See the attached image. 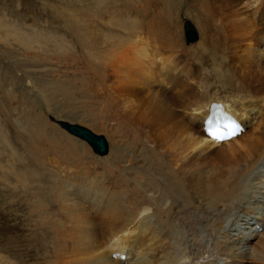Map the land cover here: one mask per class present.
Returning <instances> with one entry per match:
<instances>
[{"label":"bare ground","instance_id":"bare-ground-1","mask_svg":"<svg viewBox=\"0 0 264 264\" xmlns=\"http://www.w3.org/2000/svg\"><path fill=\"white\" fill-rule=\"evenodd\" d=\"M146 1L152 5L142 3L146 20L121 16L103 34L100 82L106 103L116 105V118L134 129L131 152L150 145L156 162L116 146L97 170L83 148L55 146V164H67L57 165L64 176L54 173L59 176L53 186L55 264H192L194 259L186 260L189 246L199 251L207 246L230 258L222 263L216 256L209 264H248L244 259L264 264V230L254 231L264 220V114L245 111L264 110V0ZM183 14L201 33L199 41L185 39L188 45L178 31ZM143 34L154 40L145 38L144 44ZM163 62L173 63L178 73L171 74ZM187 77L194 83H184L168 98L153 85L169 83L172 90ZM134 95L141 97L133 100ZM216 105L241 123L240 135L223 142L206 135L205 120ZM178 109L190 110L193 121ZM161 144L167 145L165 154ZM45 193L51 195L48 187ZM37 212L42 210L37 207L31 216ZM254 213L260 221L251 223ZM113 251L127 259L114 258Z\"/></svg>","mask_w":264,"mask_h":264},{"label":"rangeland","instance_id":"rangeland-1","mask_svg":"<svg viewBox=\"0 0 264 264\" xmlns=\"http://www.w3.org/2000/svg\"><path fill=\"white\" fill-rule=\"evenodd\" d=\"M142 3L150 5L146 0H0V264H55L53 186L55 181H58V175L65 174L57 165H67L65 160H59L61 163L55 164L56 156L58 158L55 146H74L78 150L83 148L90 154L87 158L91 163L89 165L92 167L94 163L93 168L97 170H100L103 157L107 156L113 147L116 149V146L118 150H124L123 154H135L138 160L145 156L149 162H156L152 157L150 145L144 147L142 153L131 152L134 129L121 117L116 118V105L114 103L111 107L106 103L100 82L101 76L103 78L100 61L103 34L107 33L109 27H114L121 16L126 20L130 17L143 19V8L147 7ZM260 9L263 11L264 5H261ZM255 20L263 24L260 16L255 17ZM187 21L194 24L200 39L199 27L190 16L183 14L179 16L181 26L178 31L184 42L186 43V38L185 34H182ZM152 36L143 34L144 44L146 39L152 42ZM156 48L154 45L153 49ZM162 49L159 51L162 52ZM177 56L184 57L183 54ZM162 64L170 67L171 74H175V71L178 73L173 63ZM191 81L188 77L184 78L182 84L178 87L176 85L172 90H168L169 83H166V86L163 85L165 83L153 85L156 91L168 98L169 94L176 93ZM139 97L141 96L134 95L131 99L137 100ZM178 111L186 114L187 117L184 118L187 122L193 121L190 110L186 109L185 113L182 109ZM245 111L249 115L264 114L262 109L256 112ZM253 121L252 128H255L257 123ZM67 124H77L88 128L95 135L103 136L109 152L106 154L96 148L94 150L91 144L69 132ZM104 124L108 128H105ZM125 124H128V127ZM246 129L249 130V127ZM68 141L74 144L66 145ZM160 146L159 149L165 154L167 145ZM71 159L73 162L74 158ZM68 167L70 170L76 169L72 165ZM55 171L58 175L54 174ZM47 187L48 194L51 195L45 193ZM86 204L91 211H96L87 201ZM33 205L42 210L35 213L44 214L42 220L35 214L31 216L33 211L37 210ZM150 213V209L146 210L142 215H138L137 219ZM249 215L252 217L251 223L260 221V218H256L257 213ZM254 229L255 232H262L264 220L255 223ZM105 239L102 242H108ZM191 247H188L191 252L186 260L194 259L190 262L192 264H209L216 256L222 263L230 262V258L216 250L211 253L207 246L200 251L199 248L191 250ZM239 261L241 259L237 262ZM250 261L251 259L243 260L248 264Z\"/></svg>","mask_w":264,"mask_h":264},{"label":"water","instance_id":"water-1","mask_svg":"<svg viewBox=\"0 0 264 264\" xmlns=\"http://www.w3.org/2000/svg\"><path fill=\"white\" fill-rule=\"evenodd\" d=\"M185 31H186V39L187 42H193L198 40V33L196 29L186 23L185 24ZM67 129L75 135L81 136L87 141L91 142L95 145L96 150L101 153H105L107 151V144L106 140L103 136L95 135L91 130L88 128L82 127L77 124H67Z\"/></svg>","mask_w":264,"mask_h":264},{"label":"snow or ice","instance_id":"snow-or-ice-1","mask_svg":"<svg viewBox=\"0 0 264 264\" xmlns=\"http://www.w3.org/2000/svg\"><path fill=\"white\" fill-rule=\"evenodd\" d=\"M225 128L228 130L226 133L224 134H217L216 131H213L212 127H209V134L216 140V141H220V142H223V141H226L228 138L230 137H235V135L237 133H239L241 131L240 127L238 124L236 123H231V124H228L227 126H225Z\"/></svg>","mask_w":264,"mask_h":264}]
</instances>
